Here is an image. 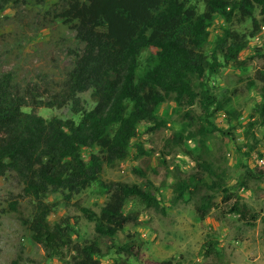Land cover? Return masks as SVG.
<instances>
[{"label":"trees","instance_id":"trees-1","mask_svg":"<svg viewBox=\"0 0 264 264\" xmlns=\"http://www.w3.org/2000/svg\"><path fill=\"white\" fill-rule=\"evenodd\" d=\"M27 1L0 0V13L10 5ZM257 9L261 18L255 15ZM218 17L226 26L214 39ZM56 18L75 30L76 38L83 43V48L74 52L73 67L59 88L45 93L38 84L23 85L12 71L0 72V177L8 171L16 172L25 194L32 197L33 211L21 219L32 239L43 245L47 259L104 264L102 257L110 251L104 250L107 239H115L126 225L140 217L139 210L127 209L131 200L163 210L152 180L145 184L107 182L102 176L106 167L128 159L132 148L137 157L150 154L143 143L134 140L141 126L149 131L168 127L169 120L158 113L167 101H173L181 114L193 121V108L199 103L203 109L200 118L206 121L194 130L182 127L166 138V146L181 148L193 156L197 166L188 176L180 171L175 174L173 202L183 201L187 192L204 189L197 207L203 221L214 205V194L209 190L221 189L224 201H229L232 194L209 159L207 139L216 131L233 139V131L219 128L215 117L223 110L230 114V120L238 119V114L227 109L231 99L221 101L210 79L232 62H243V52L262 31L264 0H65ZM248 20L249 28L236 27ZM151 47L157 51L141 69V54ZM261 57L264 60V53ZM249 85L256 87L262 98L254 108L260 119L249 122L254 127L264 124V64ZM89 90L95 105L87 109L80 94ZM66 105L80 115L79 120L46 117L35 110ZM28 106L33 110H26ZM197 135L199 152L188 145ZM133 171L147 176L142 167H134ZM249 174L263 175L264 165L250 168ZM96 182L108 198L99 212L80 206L84 216L95 223L97 233L96 238L81 242L74 236L76 230L70 218L50 220L53 204L47 198L61 191L69 201ZM11 206L17 209L16 203ZM231 211L247 223H255L260 217L259 212L241 203L240 196ZM207 245L210 253L209 248L215 249L217 240ZM118 252L144 264H172L171 260H149L142 247L133 242L120 244ZM11 264H24L22 256ZM114 264L130 263L120 256Z\"/></svg>","mask_w":264,"mask_h":264},{"label":"rangeland","instance_id":"rangeland-1","mask_svg":"<svg viewBox=\"0 0 264 264\" xmlns=\"http://www.w3.org/2000/svg\"><path fill=\"white\" fill-rule=\"evenodd\" d=\"M64 4L65 0H29L16 6L10 5L0 13V72L12 71L23 85L38 84L45 93L59 88L73 67L74 52L83 48V43L76 38V31L56 18V13ZM255 15L261 18L259 9ZM224 26L226 24L218 17L213 27L214 39ZM250 26L251 20L244 25L236 24L240 30ZM156 51L157 48L151 47L142 52L141 69ZM262 53L264 24L262 31L251 39L250 48L243 52V62H232L210 79L215 94L223 102L230 98L227 109L238 114V119L230 120V114L223 110L215 117L219 128L233 131V139L220 131L210 134L207 139L209 159L222 176L232 198L225 202L221 189L209 190L214 194V205L203 221L197 207L206 192L204 189L187 192L183 201L173 202L175 174L180 171L182 176H188L197 170V166L193 156L181 148L166 146V138L182 127L194 130L206 121L200 118L203 109L199 103L193 108L195 121L184 117L173 101L163 103L158 113L169 120L168 127L149 131L141 126L139 136L134 140L143 143L150 154L137 157L136 149L132 148L128 159L106 167L102 176L107 182L145 184L152 180L163 210L147 207L138 199L131 200L127 209L139 210L140 217L137 222L126 225L115 239H107L104 250L110 251L102 257L104 264H114L120 256L127 258L130 264H144L118 252L119 245L127 241L140 245L152 261L171 260L172 264H264V174L258 177L249 174L250 168L264 165V124L249 125L252 119L259 120L261 117L254 109L261 102V95L249 83L263 67ZM258 85L262 83L258 81ZM80 96L87 109L95 105L90 90ZM25 109L30 111L33 107ZM35 110L46 117L57 115L80 119L71 105L38 107ZM232 126L236 128L232 129ZM198 144V135L188 141L190 148L196 152L200 150ZM134 167L146 169L147 176L136 174ZM238 196L241 203L260 213L255 223H247L231 211ZM107 198L108 193L99 182L69 201L61 191L52 192L47 198L53 204L50 220L55 222L68 217L75 227L76 240H92L97 237L95 223L84 216L80 206L99 212ZM13 203H16L17 209L12 208ZM33 203L32 197L25 194L16 172L8 171L0 177V264H11L18 255L22 256L24 264H68L59 258L47 259L43 245L32 239L29 229L23 224L21 216L31 215ZM210 240H217V245L215 249L209 248L211 252L207 253V242ZM70 255L67 253V257Z\"/></svg>","mask_w":264,"mask_h":264}]
</instances>
